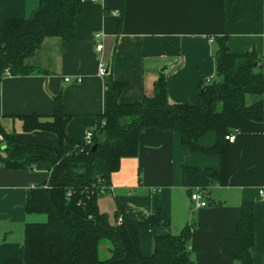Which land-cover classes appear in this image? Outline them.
I'll return each mask as SVG.
<instances>
[{
  "label": "crops",
  "instance_id": "obj_1",
  "mask_svg": "<svg viewBox=\"0 0 264 264\" xmlns=\"http://www.w3.org/2000/svg\"><path fill=\"white\" fill-rule=\"evenodd\" d=\"M39 0H0V29L6 21L26 19ZM117 12L118 16L112 13ZM226 36L231 53L253 52L264 60V0H96L81 2L72 40L45 38L24 61L44 74L0 81V130L22 143L57 145L51 133H25L21 117L49 120L53 98L60 96L67 117L65 135L79 141L98 125L106 108L104 78L127 86L119 104H135L150 93L160 74L167 79L168 100L192 105L201 81L214 77V39ZM102 51L96 52V45ZM167 70L160 73L162 66ZM66 80V81H65ZM261 96L247 95L252 105ZM234 141H222L215 156L191 152L175 132L146 130L139 137L137 155L120 160L108 192L99 196V211L110 218L121 206L130 219L139 221L158 212L161 226L141 231V252L152 251V240L175 235L191 227L190 258L194 264H239L221 252L224 240L233 238L243 203L252 205L255 264H264V200L258 189L264 180V120L252 117L227 119ZM0 133V157L5 141ZM216 139L209 131L199 139L202 148ZM64 151L70 146L64 144ZM211 169L218 180L206 191V206L195 209L182 185L184 168ZM45 163L31 170H8L0 162V264L21 261L24 227L45 221L43 215L26 214L25 192L43 184L49 175ZM194 189L191 191V193ZM110 220H112L110 218Z\"/></svg>",
  "mask_w": 264,
  "mask_h": 264
},
{
  "label": "trees",
  "instance_id": "obj_2",
  "mask_svg": "<svg viewBox=\"0 0 264 264\" xmlns=\"http://www.w3.org/2000/svg\"><path fill=\"white\" fill-rule=\"evenodd\" d=\"M80 11L81 0H39L26 19L6 21L0 29V81L5 73L12 77L44 74L24 61L45 38L72 40ZM213 41L214 77L199 82L192 105L168 100L165 74L157 77L141 102L119 104L118 97L127 84L113 81L106 73V108L89 143L66 137L67 117L60 96L53 98L49 120L21 117L25 133H51L56 146L22 143L0 130L5 141L0 162L6 169L31 170L37 163L49 167L47 180L29 188L24 202L26 214L43 215L45 221L25 225L23 259L6 264H194L189 252L190 226L175 235L154 237L151 253L144 255L139 234L162 225L158 212L135 221L118 205L110 220L99 211L97 201L108 192L120 160L137 155L139 137L146 130L175 132L191 152L215 156L229 135V117L250 120L261 116L264 120V102H245L247 95L264 93V60L253 52L231 53L226 36ZM209 131L215 132V142L202 148L199 139ZM64 144L70 146L68 152ZM217 180L218 173L211 169L182 170V185L189 196L199 189L206 197V190ZM253 243L252 205L243 203L235 235L222 242L221 252L239 264H255ZM102 246L109 255L104 259L99 256Z\"/></svg>",
  "mask_w": 264,
  "mask_h": 264
},
{
  "label": "built area",
  "instance_id": "obj_3",
  "mask_svg": "<svg viewBox=\"0 0 264 264\" xmlns=\"http://www.w3.org/2000/svg\"><path fill=\"white\" fill-rule=\"evenodd\" d=\"M85 1L96 2V0H81V2H85ZM112 14L114 16H118L117 12H115V11ZM95 50H96V52H101L102 51V45H100V44L96 45ZM106 69L107 68L103 64H99L98 68H97V76H99L100 78H103L104 76H106V73H107ZM91 137H92L91 132H87V134L85 135V138H84L85 142L89 143ZM225 141L232 143L234 141V136H232V135L225 136ZM107 190H109V188H107ZM258 194L261 197V199L264 200V180L262 182V185L258 189ZM189 199H190V201H191V203L195 209H200V208H203L206 206V203L204 200L205 196H204L203 192L199 189H194V191L190 194Z\"/></svg>",
  "mask_w": 264,
  "mask_h": 264
},
{
  "label": "rangeland",
  "instance_id": "obj_4",
  "mask_svg": "<svg viewBox=\"0 0 264 264\" xmlns=\"http://www.w3.org/2000/svg\"><path fill=\"white\" fill-rule=\"evenodd\" d=\"M111 219H112V216L110 217ZM99 256H100V258H102V259H104V258H106V257H108L109 255L107 254V252L105 251V247H101L100 249H99Z\"/></svg>",
  "mask_w": 264,
  "mask_h": 264
},
{
  "label": "water",
  "instance_id": "obj_5",
  "mask_svg": "<svg viewBox=\"0 0 264 264\" xmlns=\"http://www.w3.org/2000/svg\"><path fill=\"white\" fill-rule=\"evenodd\" d=\"M167 67H168V66H166V65H165V66H162L161 69L159 70V72H160V73H163L164 71L167 70ZM94 149H95V145H93V147H92V150H94Z\"/></svg>",
  "mask_w": 264,
  "mask_h": 264
}]
</instances>
